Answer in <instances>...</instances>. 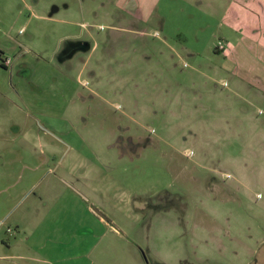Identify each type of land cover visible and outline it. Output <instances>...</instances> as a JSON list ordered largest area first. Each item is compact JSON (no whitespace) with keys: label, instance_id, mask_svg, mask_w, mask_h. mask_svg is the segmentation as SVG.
I'll list each match as a JSON object with an SVG mask.
<instances>
[{"label":"rangeland","instance_id":"rangeland-1","mask_svg":"<svg viewBox=\"0 0 264 264\" xmlns=\"http://www.w3.org/2000/svg\"><path fill=\"white\" fill-rule=\"evenodd\" d=\"M233 1L0 0V241L264 264V11Z\"/></svg>","mask_w":264,"mask_h":264},{"label":"crops","instance_id":"crops-1","mask_svg":"<svg viewBox=\"0 0 264 264\" xmlns=\"http://www.w3.org/2000/svg\"><path fill=\"white\" fill-rule=\"evenodd\" d=\"M13 1V0H12ZM259 4L258 11L260 13V10L264 11V0H256ZM255 1L253 0H242V1H233V8H235L237 16L241 13L240 11L243 10L242 18H248L251 14L254 16H258V11L252 6V3L254 4ZM264 36V33H256L251 34V36L256 37ZM249 41L244 42V48L248 47L246 50L247 52L253 53L255 58L247 54L250 57L253 69L258 70H264V43L263 45L254 44L250 40H253L254 38L247 37ZM253 46V47H251ZM255 46V47H254ZM227 45H225L222 49H225ZM4 50H0V65L7 66V63H4L2 59L5 58L1 52ZM258 55V56H257ZM264 82V79L262 80ZM1 222V221H0ZM8 230V229H7ZM10 232V231H8ZM31 233V231H29ZM11 233V232H10ZM28 240V238L26 237ZM25 239V242H26ZM3 241V240H2ZM0 241V264H62L63 259L59 257L50 256L46 253H43V251L40 249L39 245H35L29 240L26 242L27 245H25V242L16 239V237H13L12 240H8L7 242ZM22 242V243H21ZM28 247V249H26Z\"/></svg>","mask_w":264,"mask_h":264},{"label":"built area","instance_id":"built-area-1","mask_svg":"<svg viewBox=\"0 0 264 264\" xmlns=\"http://www.w3.org/2000/svg\"><path fill=\"white\" fill-rule=\"evenodd\" d=\"M218 48H219V49L223 48V44H222V42H220V41L218 42ZM3 62L8 64V63H10V60H9V58H5V59L3 60Z\"/></svg>","mask_w":264,"mask_h":264},{"label":"flooded vegetation","instance_id":"flooded-vegetation-1","mask_svg":"<svg viewBox=\"0 0 264 264\" xmlns=\"http://www.w3.org/2000/svg\"><path fill=\"white\" fill-rule=\"evenodd\" d=\"M218 47V46H217ZM124 141H126V142H128V143H130L129 141H130V138H127L126 140H124Z\"/></svg>","mask_w":264,"mask_h":264},{"label":"water","instance_id":"water-1","mask_svg":"<svg viewBox=\"0 0 264 264\" xmlns=\"http://www.w3.org/2000/svg\"><path fill=\"white\" fill-rule=\"evenodd\" d=\"M1 223V222H0Z\"/></svg>","mask_w":264,"mask_h":264}]
</instances>
